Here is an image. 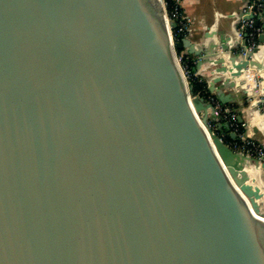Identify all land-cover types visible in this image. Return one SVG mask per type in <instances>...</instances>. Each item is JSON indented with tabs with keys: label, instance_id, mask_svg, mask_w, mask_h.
Instances as JSON below:
<instances>
[{
	"label": "water",
	"instance_id": "95a60500",
	"mask_svg": "<svg viewBox=\"0 0 264 264\" xmlns=\"http://www.w3.org/2000/svg\"><path fill=\"white\" fill-rule=\"evenodd\" d=\"M169 25L161 0H0V264H264V165L206 127L174 56L226 74L225 103L261 47Z\"/></svg>",
	"mask_w": 264,
	"mask_h": 264
},
{
	"label": "crops",
	"instance_id": "0c3cea01",
	"mask_svg": "<svg viewBox=\"0 0 264 264\" xmlns=\"http://www.w3.org/2000/svg\"><path fill=\"white\" fill-rule=\"evenodd\" d=\"M242 4L243 0H182V8L192 21L191 33L183 38H187L193 44L194 50L196 51L205 48L206 44L211 38L216 42V44L221 43L220 37L225 35L229 37V40L225 41L226 43L234 44L235 42H238L239 40L236 36L234 27L237 23V18L239 16ZM262 47L264 48L263 45L261 46V48ZM219 51L220 49L217 48L216 53H218ZM180 52L185 54L188 58L192 59V69L195 68V70L193 71V76L199 77L205 83L208 91V87L210 85L212 77L221 75L223 79L226 76V74H210V71L214 67H216V65L210 64L208 61L199 62L196 55H189L187 47H183ZM216 53L214 51V57L216 56ZM253 72L255 71L250 69H247L243 72L241 76V78L245 80V84L243 85V87L237 88L236 86H233L224 88L222 87V79L221 81L216 82L214 85L222 89V91L225 94H228L230 97L229 101L221 103L222 108H225L224 105H227V107L228 105L229 107L241 105V102L246 101L245 105L240 106L239 112L236 113L237 117H242V123L244 124L245 128L244 135L264 144V102L259 103L256 107H250L253 99L262 98L264 92L260 89V93L248 91V94H238V91L240 89H247L248 86H251L250 84L252 83V77L256 76L253 74ZM213 94L215 95L214 92ZM215 97L217 96L215 95ZM245 97L247 99H245ZM261 109L263 110L261 111ZM255 113L260 114V121H252ZM215 124L217 132L219 133L218 135L222 137L229 136L230 129L227 130V121L225 119L220 120L217 117V119L215 120ZM254 183L257 184L264 192L263 167H260V170L255 174Z\"/></svg>",
	"mask_w": 264,
	"mask_h": 264
},
{
	"label": "built area",
	"instance_id": "2783aa9c",
	"mask_svg": "<svg viewBox=\"0 0 264 264\" xmlns=\"http://www.w3.org/2000/svg\"><path fill=\"white\" fill-rule=\"evenodd\" d=\"M165 9L166 21L169 25L170 22H175V26L169 30L171 34L172 45L177 42V37H186L191 33V18L184 12L182 8V0H161ZM256 21L258 24H256ZM236 36L239 43H243L246 50H250L255 46H264V43H260L258 37L260 34H264V0H243V4L237 18V23L234 27ZM242 54L244 52H241ZM174 56L176 62L181 64V72L188 81L190 76L189 67L186 64H182V59L185 54L174 50ZM199 60V58H198ZM179 61V62H178ZM193 73V72H192ZM255 77H252L253 86L246 89L247 91H254ZM264 81V80H263ZM188 83V82H187ZM251 85V84H250ZM213 106L216 116L223 113V118L227 121L230 130L235 134V138L231 140H225L226 143L234 150L241 151L251 157L257 159L262 165H264V144L244 135V124L238 122L236 112L228 109H223L218 98L215 96H208L206 99ZM212 120L206 122V127L211 129Z\"/></svg>",
	"mask_w": 264,
	"mask_h": 264
},
{
	"label": "trees",
	"instance_id": "16d2710c",
	"mask_svg": "<svg viewBox=\"0 0 264 264\" xmlns=\"http://www.w3.org/2000/svg\"><path fill=\"white\" fill-rule=\"evenodd\" d=\"M181 38H182L181 36L177 37V41H180ZM177 51L180 52V50H178V49H177ZM182 64H186L189 67V70L191 71L190 72V76L188 77V86H189L190 93L193 96L203 97L205 99H207L208 96H215L213 93H210L207 90L205 83L199 77L193 76V73H192L193 72V70H192V67H193L192 59L188 58L187 56H184L183 59H182ZM245 99H247V98L245 97ZM245 103H246V101L245 102H241L240 103L241 105L232 106V107H229V105H228V107H227V105H224L225 108H223V109H228V110H231V111L237 113L240 110V106L245 105ZM218 119L224 120L223 113L222 114H218ZM211 130L214 131L215 133L219 134L217 132L215 120H212ZM224 139L225 140H230V137L226 136V137H224Z\"/></svg>",
	"mask_w": 264,
	"mask_h": 264
},
{
	"label": "rangeland",
	"instance_id": "374dc122",
	"mask_svg": "<svg viewBox=\"0 0 264 264\" xmlns=\"http://www.w3.org/2000/svg\"><path fill=\"white\" fill-rule=\"evenodd\" d=\"M261 49H264L263 47L261 48ZM261 57H263V56H261ZM258 60H263L264 61V58H261V59H258ZM179 62V61H178ZM180 68H181V64L179 63V65H178ZM253 74L254 75H256L255 76V79H254V85H255V89H254V93H260L259 91H260V89L264 92V85L262 84L264 81V79L262 78V74L261 73H258V72H253ZM186 78V77H185ZM186 82H188L187 81V79H186ZM187 85H188V83H187ZM253 86V81H252V83H251V86H250V88ZM263 109H261V111H262ZM199 117H200V115H199ZM260 119H261V116H260V114H258V113H255L254 114V116H253V118H252V121H254V122H256V121H260ZM225 142H227V141H225ZM258 143H261L260 141H258ZM262 144V143H261ZM246 170H247V172L249 173V175H250V177L251 178H255V174L257 173V171H256V169L253 167V166H249V167H247L246 168ZM260 212L262 213V214H264V199H262V203H261V206H260Z\"/></svg>",
	"mask_w": 264,
	"mask_h": 264
},
{
	"label": "bare ground",
	"instance_id": "6f19581e",
	"mask_svg": "<svg viewBox=\"0 0 264 264\" xmlns=\"http://www.w3.org/2000/svg\"><path fill=\"white\" fill-rule=\"evenodd\" d=\"M232 29H233V28H232ZM207 44H216V42L213 41V39L211 38V39L208 41ZM261 56L264 57V51H263L262 49H261L259 52L255 53V54L253 55V58L256 59V61H261V62H263V60H258V59L263 58V57H261ZM263 63H264V62H263ZM247 75H248V74H247ZM240 78H241V76L238 77V78H235V80L238 81ZM237 81H236V82H237ZM262 84L264 85V82H263ZM247 167H249V166H247ZM247 167H246V168H247ZM254 168H255V167H254ZM246 201L248 202V205H249L250 208L252 209V212L254 213V215H255L256 217H258L259 219H261V220L264 221V214H262V213L260 212V207H259V211H256V210H254V209L251 207L249 200L246 199ZM260 201H262V200H259L258 202L260 203ZM259 206H261V204H259Z\"/></svg>",
	"mask_w": 264,
	"mask_h": 264
}]
</instances>
